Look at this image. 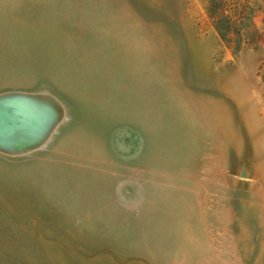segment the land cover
<instances>
[{
	"label": "rangeland",
	"instance_id": "374dc122",
	"mask_svg": "<svg viewBox=\"0 0 264 264\" xmlns=\"http://www.w3.org/2000/svg\"><path fill=\"white\" fill-rule=\"evenodd\" d=\"M218 2L0 0V264H264V0Z\"/></svg>",
	"mask_w": 264,
	"mask_h": 264
},
{
	"label": "water",
	"instance_id": "95a60500",
	"mask_svg": "<svg viewBox=\"0 0 264 264\" xmlns=\"http://www.w3.org/2000/svg\"><path fill=\"white\" fill-rule=\"evenodd\" d=\"M15 99L11 98L6 102H0V134L17 124L28 123L32 118L28 114L19 111L21 102Z\"/></svg>",
	"mask_w": 264,
	"mask_h": 264
},
{
	"label": "trees",
	"instance_id": "16d2710c",
	"mask_svg": "<svg viewBox=\"0 0 264 264\" xmlns=\"http://www.w3.org/2000/svg\"><path fill=\"white\" fill-rule=\"evenodd\" d=\"M218 5V0H209L206 9L217 33L224 38L229 36V33L233 30L231 26L234 20L228 13L219 10Z\"/></svg>",
	"mask_w": 264,
	"mask_h": 264
}]
</instances>
